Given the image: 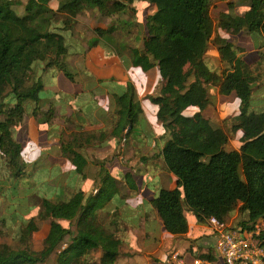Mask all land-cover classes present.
<instances>
[{
	"label": "trees",
	"instance_id": "16d2710c",
	"mask_svg": "<svg viewBox=\"0 0 264 264\" xmlns=\"http://www.w3.org/2000/svg\"><path fill=\"white\" fill-rule=\"evenodd\" d=\"M142 1L152 5L154 13L147 18L142 46L128 49L126 57L129 67L144 72L159 69L160 90L151 101L168 136L160 156L178 179L175 189H161L152 200L163 227L173 236H186L190 232L184 213L187 208L203 225L212 217L227 223L239 213L244 218L235 227L252 230L264 218V111L250 110L253 86L261 74L255 75L247 61L237 55L235 45L219 34L210 10L211 0ZM49 2L28 0L25 13L19 15L13 0H0V169L2 164L6 172L2 178L14 182V190L26 176L28 165L24 147L14 135H19L30 104L35 117L40 113L45 73L57 69L74 81L65 62L72 52L63 32L77 23L87 3L104 15H113L122 13L136 0H62L57 12ZM246 3L249 10L243 17L224 13L220 24L227 33L239 34L246 29L252 39L259 41L260 49L264 45V0ZM58 15H64L60 25ZM116 30L113 25L97 27L94 32L104 38ZM213 45L225 64L217 71L205 61ZM259 53L263 59L264 54ZM111 95L116 118L111 135L121 145L142 119L143 109L131 83L122 93ZM218 96H234L241 103L239 121L229 131L204 115ZM189 108L198 111L187 114ZM46 116L44 123L54 113L50 111ZM238 131L242 132L241 146L230 149V134ZM107 137L106 132L76 130L69 141L61 140L62 153H68L77 174L85 176L88 160L81 149L97 141L103 143ZM96 163L110 185L98 188L95 201L91 203L83 190L67 202L43 198L37 220L31 219L18 231L23 248L0 246V264H47L55 254L56 264H96L88 259L93 251L102 253L99 264H118L122 241L115 231L105 227L100 213L119 194L114 186L118 181L106 164ZM45 220H51L50 227L43 249L36 252L30 241ZM193 254L194 258L217 260L213 252Z\"/></svg>",
	"mask_w": 264,
	"mask_h": 264
},
{
	"label": "rangeland",
	"instance_id": "374dc122",
	"mask_svg": "<svg viewBox=\"0 0 264 264\" xmlns=\"http://www.w3.org/2000/svg\"><path fill=\"white\" fill-rule=\"evenodd\" d=\"M13 1L16 12L19 15L24 14L28 0ZM49 1V7L57 12L62 0ZM246 1L247 0H211L210 10L216 17V26L219 34L235 45L237 55L242 58L244 57L245 60H247V63L251 66L255 75L261 74L260 81L253 86L254 91L250 108L251 111L261 112L264 111V58H261L259 50L264 54V45L262 44L263 47L257 49L260 44L259 41L252 39L246 29L242 30L239 34H233L231 32L227 33L220 24V15L224 13L234 17H243L245 12L249 10ZM86 5L87 6L84 8L83 12L77 17V23L74 24V26L72 25V29L63 32L66 44L70 47L72 55H81L79 58H72V56L69 55L67 56L65 62L68 70L73 74L78 72L76 69H91L93 72L97 73L99 69H111L112 65H115L120 69H128V57H126L128 56L127 54H129L128 49L142 46L144 36L147 33V18L154 13L153 6L145 1L136 0L133 5H129V7L120 14L104 15L96 9L93 4L87 3ZM57 17L59 22L58 25H60L61 19L64 18V15H58ZM113 25L117 27V30L111 37L105 36L104 38H99L94 32V29L97 27L109 28ZM95 41L96 43L94 44ZM216 48L217 47L213 45L211 51L205 58L206 64L214 71L225 67V64H223L217 56ZM86 58L88 59V64H86L85 68L84 66L78 67L75 65L77 59L86 60ZM43 66L44 65L42 64L41 67ZM49 72L50 71H47L43 77L45 87L49 86L46 81L53 80V77L49 75ZM87 76L93 79L91 82L92 91L86 90L84 96L80 93L75 98V103L77 102V105L82 108L81 110L86 113L92 110L87 104V98H90L91 94L92 97L94 95L95 98L101 95L97 89L94 90V87L98 86V84L100 87H110L111 85L114 87L113 92L116 91L122 93V87L119 85L116 86V82L113 79L104 80V78H97V76L90 71L87 73ZM98 80L101 82L99 83ZM86 88H89V86ZM49 91L50 90H45L42 93V99L51 96V91L50 93ZM212 93H214V91H212ZM68 101L73 103L72 99ZM197 111V108H189L186 113L193 114ZM240 112L241 103L232 96L228 98H220L219 100L217 99L216 104L209 107L205 112V116L210 118L215 125L223 127L225 130L229 131L238 123ZM96 116L100 121V124H104L106 129H112L113 122L116 118L111 106L108 107L107 110L99 111L96 113ZM160 126L159 134L165 145L168 136L164 127H162V125ZM49 127L50 125L44 126V129L41 132L39 131V133L33 132V136L36 138L32 140V143L35 142L36 145L31 144L30 148H28L29 153L27 152L25 154L24 160L25 158L29 160L26 169L27 174L21 181L17 182L18 187L16 190L13 188L14 182H6L2 178L5 177L6 172L1 164L0 246L8 245L15 249L23 248V244H21L19 240L18 231L21 226L25 225L26 222L31 219L36 218L37 220L40 211V202L43 198H48L59 203L67 202L78 192V190H83L87 199H90V202L92 203L97 197L94 192L95 188H107L110 185L105 180V174L102 175L101 168L98 170L99 174L102 175L101 178H97L94 181L87 180L79 183L76 180L74 181L72 176H68V178L64 180L62 177H64L65 173L63 174L62 172L63 165L61 164V161L59 160V162H57L58 159L56 152H51V148L47 147V142L52 140L51 138L54 136L55 138L58 136L54 133L57 130H50ZM66 128H68V126H66ZM70 130L67 131L66 135L64 134V140L66 142L71 139L69 134V132H71ZM101 132L106 131L104 129L101 130L100 133ZM150 132L151 130L148 128L147 119L142 118L134 126L132 133L122 142L124 146H121L122 143H120L121 145L119 146L120 141H116L111 134H108L105 142L108 143L109 141H114V143L119 146L116 155L113 152L112 154L98 153L97 149H94L90 154L87 153L83 155L89 157L95 165L97 164L96 162L107 164L110 161L126 165L133 160L134 156H136V144L134 143L136 140L143 143L139 144L140 147H138L137 151L141 149V146L142 148L143 146H149V143L151 142ZM22 134H24L22 135V139H24L26 134L25 130ZM241 137V131L236 133L231 132L229 148L239 149L241 146ZM14 138L18 141L20 140L16 135H14ZM99 144L102 143L97 141L94 148H98ZM68 155L69 154L67 153L66 157ZM160 155L161 149H158L152 158H162ZM150 158L151 157L147 159ZM0 162L2 163L3 161ZM117 172H114L113 175L117 176L116 174H119V172ZM130 180L131 182H129V185L127 186L120 182L114 184L115 188L119 190V194L116 195L111 204L114 210L105 213L102 211L100 212L105 227L110 231H115L117 237L122 241L118 264H130L129 260H131V264H137L140 259L149 252V250H145V247L151 244H163L161 249V252L164 254L163 256L172 254L178 241L176 242V236L167 233L161 225L157 224V219H159L157 218L158 216L155 215L154 217L149 218V232L152 235H148L149 239H147L146 242L140 238L137 232H139L142 227L145 228L146 224L144 223L147 222V220H144L145 218H142L143 212H146L147 208L151 212L152 209H155L152 204L153 197L155 198L158 195L160 188L174 187V182L169 180L165 175L156 180H150L146 175L134 177V181L132 179ZM135 184H138L139 186L135 187ZM144 184L149 185V187L145 188ZM139 206L142 209L145 208V210H135V207ZM116 208L119 209L118 212L115 211ZM120 211L123 212V215H121ZM184 213L192 231H194L197 226L195 216L187 208H185ZM243 218L244 215H241L238 221ZM113 221L116 223L114 224V227L111 226ZM39 222L40 221H38V223ZM50 222L51 220H45L39 223V231L34 233V236L30 241V245L34 251L38 252L43 249L44 239L49 230ZM227 223L232 225L230 221ZM72 228L76 229L75 226H72ZM146 235L147 233H144V236ZM148 240L151 242H148ZM183 243L184 242L180 244L182 245ZM99 255V251H93L88 257L89 262L99 264V259L101 257ZM145 257L148 256L146 255ZM56 259L57 256L55 254L47 264H56Z\"/></svg>",
	"mask_w": 264,
	"mask_h": 264
},
{
	"label": "crops",
	"instance_id": "0c3cea01",
	"mask_svg": "<svg viewBox=\"0 0 264 264\" xmlns=\"http://www.w3.org/2000/svg\"><path fill=\"white\" fill-rule=\"evenodd\" d=\"M218 54V52L216 51ZM72 56V58H79L81 55L73 54L69 55ZM219 58V55H217ZM244 58V57H243ZM245 59V58H244ZM247 61V60H246ZM75 63L78 67H86V64H88V59L81 60L77 59ZM49 75L53 77V80L46 81L49 86H46L44 88L45 90L51 91V96L46 97L42 99L40 103V113L35 117L33 112V105L30 104L28 108V112L24 118V122L21 128V131L18 132L19 135L17 136L22 143L24 147V157L25 154L28 151V148H30L31 144H35V142L32 143V140L36 137L33 136V132L39 133L44 129V126L50 125V130H57L54 133L57 134V138L55 136L51 138L52 140L48 141L47 147L51 148V152L55 151L57 156V162L59 160L61 161V164L63 165V174H64V180L68 178V176H72L74 181L81 183V181H87V180H96L98 178L100 169L99 165L93 164V162L90 160L89 157H86L88 160V164L85 167L84 175H79L76 172L75 166L69 161V159L63 155L62 149H61V140L64 139V134L66 135L67 131L70 130L69 134L76 130H81L83 132H100L101 130L106 131L109 135L112 133V129L105 128L104 124H100V121L97 119L96 113H98L101 110H107L108 107L111 106L112 103V95L111 92H113V86L110 85V87L102 86L98 84V86L94 87V90L97 89L100 92V96L95 98L94 95L90 98H87L86 101L87 104L92 108L88 113L81 110L80 106L77 105V102L75 103V98L78 94L82 93L84 96V93L86 90L92 91L91 88V82L92 78L87 76V73L90 71L92 74L96 75L97 78H104V80L107 79H113L116 83V86L119 85L122 87V92L127 88V85L131 83L134 86L135 89V95L136 99L140 102L143 109V119H147L148 122V128L151 130V142L149 143V146H141V149L137 151L138 147H140L139 144H143L140 141H135V149H136V156L133 157V160H131L130 163L124 165L122 163H115L114 161H110L106 164V168L109 171L110 175L115 178L118 182L124 185H129L127 182V178L130 177L134 181V177H140L141 175H146L150 180H156L157 178L165 175L169 180H172L175 184L172 188H160L161 189H175L178 186V179L175 175H173L171 172L168 171L166 168L163 159L162 158H152V156L155 154V152L158 149H163L164 143L162 141V137H160L159 131L162 125L158 119H157V108L153 105L151 99L155 97L160 90V84L161 79L159 77V69L153 68L152 70L148 72H144L141 68H134L130 66L128 69H120L119 67L112 65V68L109 69H99L97 73L93 72L91 69H76L74 73V81L68 79L62 72L58 71L57 69L49 70ZM78 73V74H77ZM65 76V77H62ZM106 78V79H105ZM100 83L101 81L98 80ZM78 86V87H77ZM89 86V88H86ZM43 91V92H44ZM49 91V93H50ZM153 96V97H152ZM152 97V98H151ZM220 98H224L222 96H218V100ZM73 100V103L68 100ZM208 110V109H207ZM206 110V111H207ZM50 111L54 113V116L50 118L48 123H44V119L47 118V114H50ZM205 111V112H206ZM204 112V115H205ZM45 117V118H44ZM99 121V122H95ZM160 123V124H159ZM68 126V128H66ZM163 127V126H162ZM25 130V138L22 139L23 131ZM129 131V130H128ZM61 136V138H60ZM142 136V135H141ZM141 139V138H140ZM117 141V140H116ZM97 143V142H96ZM96 145L89 144L85 145L81 152L82 154H90V152H93L94 149H97L98 153H109L112 154V152L116 155L119 150V146L114 143V141H109L106 143L105 141L102 144H99L98 148H94ZM124 146V145H121ZM46 148V147H44ZM99 150V151H98ZM123 152V150H122ZM151 157L150 159H147ZM146 160H143V159ZM93 159V158H92ZM142 160V161H141ZM25 161L28 163L29 160L25 158ZM119 172V174H116L117 176H114V172ZM117 172V173H118ZM61 181V180H60ZM62 184V183H61ZM135 187H138V184H135ZM80 187V186H78ZM145 188H148L149 185L144 184ZM159 190V191H160ZM98 191V188H95L94 192L96 193ZM159 193V192H158ZM154 199V197H153ZM152 199V200H153ZM113 202V201H112ZM112 202H110L102 212L112 211L114 208H112ZM138 206V205H137ZM135 210L137 211H144V209L139 207H135ZM116 212L119 211V209L116 208ZM121 215H123V212L120 211ZM158 216L157 211L155 209H152V212L149 211V209H146V212H143L142 218L144 220H147L145 225V228L142 227L139 232H137L140 236V238L146 242L147 239H149L148 235H152L149 232V226L150 221L149 218ZM241 215L239 213L235 214L230 218L228 221L235 227L239 221V217ZM159 218V216L157 217ZM238 221V222H237ZM157 224L161 225L163 227V223L161 219H157ZM228 224V223H227ZM196 229L192 231L190 227V232L186 236L182 237H176V246L173 250V252L180 253L188 262H191L194 259V253L199 254H205L208 252H214V244H215V236L213 235L212 230L208 227L206 224H198L196 221ZM164 228V227H163ZM147 229V231H146ZM165 230V229H164ZM192 231V232H191ZM144 233L147 235L144 236ZM168 233V232H167ZM148 242H151L148 240ZM184 242L182 245L180 243ZM163 244H151L145 247V250H149L145 254L148 257H143L140 259V261L137 264H142L145 260L149 258L154 259H163L165 256L161 252ZM99 256H102V253L99 251ZM101 258V257H100ZM129 263L131 264V260H129Z\"/></svg>",
	"mask_w": 264,
	"mask_h": 264
},
{
	"label": "built area",
	"instance_id": "2783aa9c",
	"mask_svg": "<svg viewBox=\"0 0 264 264\" xmlns=\"http://www.w3.org/2000/svg\"><path fill=\"white\" fill-rule=\"evenodd\" d=\"M207 225L216 239L213 254L217 260L194 258L188 262L180 253L173 252L163 259L149 258L142 264H264V218L252 230L230 226L215 217L208 219Z\"/></svg>",
	"mask_w": 264,
	"mask_h": 264
}]
</instances>
